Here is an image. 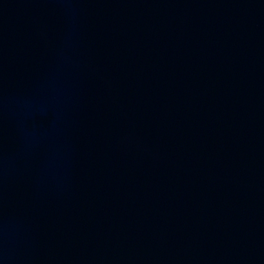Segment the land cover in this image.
Instances as JSON below:
<instances>
[{"label":"water","instance_id":"95a60500","mask_svg":"<svg viewBox=\"0 0 264 264\" xmlns=\"http://www.w3.org/2000/svg\"><path fill=\"white\" fill-rule=\"evenodd\" d=\"M0 264H264V0H0Z\"/></svg>","mask_w":264,"mask_h":264}]
</instances>
